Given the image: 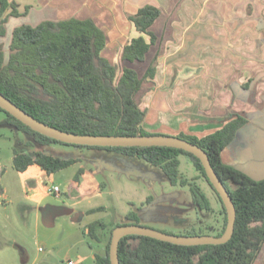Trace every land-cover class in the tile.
Segmentation results:
<instances>
[{
	"label": "trees",
	"instance_id": "16d2710c",
	"mask_svg": "<svg viewBox=\"0 0 264 264\" xmlns=\"http://www.w3.org/2000/svg\"><path fill=\"white\" fill-rule=\"evenodd\" d=\"M159 15L157 8L145 6L129 17L142 36L131 39L124 46L121 53L123 62L144 60L155 41L151 26ZM18 16L20 13L14 3L0 0V35L5 34L4 24L8 19ZM143 36H147L149 42ZM105 46L103 32L91 20L68 19L44 21L36 26H17L12 31L7 55L0 46V94L34 119L63 132L95 136L152 135L143 129L145 112L140 109L137 98L143 83L154 77L153 65L148 67L142 78L130 67H124L118 75L117 67L102 56ZM0 111L5 114V122L9 126L29 138L26 143L28 149L13 152L12 166L17 172L23 173L32 166H38L51 175L79 162L78 159L46 153L45 148L51 144H68L36 133L5 111ZM246 123L244 117L236 116L204 137L178 136L207 154L214 172L230 195L236 212L230 240L221 245L179 246L148 237L126 236L118 246L120 264H254L264 244V179L254 180L221 160L222 151L234 141ZM75 147L108 150L143 159L160 168L172 185L180 186H185L186 182L178 178L179 157H187L221 203L222 226L215 237L223 234L227 224L226 210L209 183L201 162L192 154L167 147ZM82 173L83 170L79 169L73 184L65 190L78 186ZM192 196L194 204L202 210H209L203 195L193 193ZM98 210L100 208L87 214ZM126 225H139L136 213H128L125 222L110 230L104 253H95L94 264H110L112 231ZM99 228H104V225L92 223L84 234L101 243ZM194 235L193 231L187 234Z\"/></svg>",
	"mask_w": 264,
	"mask_h": 264
},
{
	"label": "crops",
	"instance_id": "0c3cea01",
	"mask_svg": "<svg viewBox=\"0 0 264 264\" xmlns=\"http://www.w3.org/2000/svg\"><path fill=\"white\" fill-rule=\"evenodd\" d=\"M8 2L16 5L20 16L10 17L4 24L5 34L0 35L3 50L8 49L17 26L68 19L91 20L105 36L102 56L108 60L107 53L123 49L131 39L142 36L129 17L145 6L157 8L160 15L151 26L154 43L142 62H126L125 66L134 69L140 78L150 65L155 69L154 77L143 83L140 93L144 94L142 104L138 103L145 112L144 122L156 123L171 131L186 130L187 125L197 124L196 134L204 137L236 116H242L247 123L222 151L221 160L254 180L264 179V0ZM143 37L149 42L147 36ZM136 64H146L142 76ZM163 72L164 86L160 87L158 76ZM11 168L15 170L12 158ZM18 173L16 180L21 185L18 190L23 199L33 203V210L54 195L49 192L57 186L52 181L54 174L49 175L38 166ZM7 175L6 167L0 171V196H6L5 201L10 205L13 199L9 198L11 187L5 183ZM86 177L83 171L80 182ZM46 183L50 185L46 187ZM71 184L73 181L66 188ZM70 189L62 193H69ZM254 264H264V244Z\"/></svg>",
	"mask_w": 264,
	"mask_h": 264
},
{
	"label": "rangeland",
	"instance_id": "374dc122",
	"mask_svg": "<svg viewBox=\"0 0 264 264\" xmlns=\"http://www.w3.org/2000/svg\"><path fill=\"white\" fill-rule=\"evenodd\" d=\"M4 51L7 55L8 49ZM121 53L122 49L107 53L118 75L127 66L121 60ZM145 65H135L140 76ZM164 78V72L158 76L160 87L164 86ZM143 96V93L138 96L139 104ZM5 118L0 111V171L7 167L5 183L11 187L9 198L13 201L7 205L6 196H0V264H94L95 253H104L110 230L125 222L130 212L137 214L138 226L174 236H187L193 231L194 236L215 237L221 228V203L187 157H179L178 178L186 182L185 186H180L172 185L160 168L143 159L62 144H51L45 151L79 162L54 174L52 181L61 189L59 196H48L43 206H34L36 210H33V203L23 199L18 190L19 173L11 168L13 152L28 149L29 138L9 126ZM163 127L156 123L143 124L149 134L198 137L197 124L187 125V129L181 131ZM81 168L87 177L80 182V187L63 194ZM49 185L46 183V187ZM193 193L206 198L209 210L194 204ZM73 210L77 214L75 221L67 214ZM92 223L104 225L98 230L101 243L84 234ZM82 246L90 247L93 254L82 257L79 254Z\"/></svg>",
	"mask_w": 264,
	"mask_h": 264
},
{
	"label": "water",
	"instance_id": "95a60500",
	"mask_svg": "<svg viewBox=\"0 0 264 264\" xmlns=\"http://www.w3.org/2000/svg\"><path fill=\"white\" fill-rule=\"evenodd\" d=\"M0 109L14 117L23 125L32 131L45 137L61 142L63 144L100 148H125V147H167L179 149L192 154L199 159L205 171L206 177L221 199L226 210L227 224L223 234L219 237L210 236H174L138 225L118 226L113 229L109 246L110 264H120L118 259V246L122 238L126 236H142L152 238L158 241L167 242L179 246H204V245H221L230 240L234 230L236 212L232 199L226 191L224 185L214 172L207 154L197 145L183 140L176 136L168 135H146V136H95V135H77L63 132L56 128L50 127L18 108L10 100L0 94ZM67 214L72 215L73 211ZM76 214H73L72 220H76ZM79 254L82 257L89 256L91 249L88 246H82Z\"/></svg>",
	"mask_w": 264,
	"mask_h": 264
},
{
	"label": "built area",
	"instance_id": "2783aa9c",
	"mask_svg": "<svg viewBox=\"0 0 264 264\" xmlns=\"http://www.w3.org/2000/svg\"><path fill=\"white\" fill-rule=\"evenodd\" d=\"M49 192L54 195H59L60 194V188L57 186H53L49 189ZM69 264H73L72 262H69Z\"/></svg>",
	"mask_w": 264,
	"mask_h": 264
}]
</instances>
